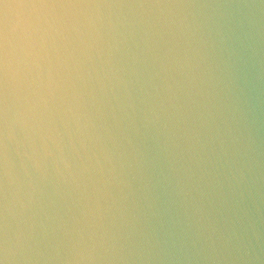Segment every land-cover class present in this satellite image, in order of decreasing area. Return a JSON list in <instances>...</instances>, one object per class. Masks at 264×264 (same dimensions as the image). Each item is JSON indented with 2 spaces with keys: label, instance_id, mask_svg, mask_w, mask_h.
Wrapping results in <instances>:
<instances>
[{
  "label": "water",
  "instance_id": "1",
  "mask_svg": "<svg viewBox=\"0 0 264 264\" xmlns=\"http://www.w3.org/2000/svg\"><path fill=\"white\" fill-rule=\"evenodd\" d=\"M0 264H264V0H0Z\"/></svg>",
  "mask_w": 264,
  "mask_h": 264
},
{
  "label": "clouds",
  "instance_id": "2",
  "mask_svg": "<svg viewBox=\"0 0 264 264\" xmlns=\"http://www.w3.org/2000/svg\"><path fill=\"white\" fill-rule=\"evenodd\" d=\"M25 155L27 163L41 174H45L50 165H59L64 159L60 144L54 139L29 145ZM248 255L250 259L255 258L254 252Z\"/></svg>",
  "mask_w": 264,
  "mask_h": 264
}]
</instances>
